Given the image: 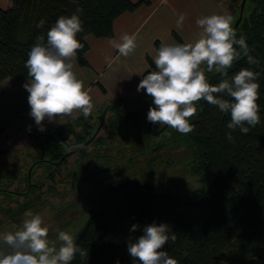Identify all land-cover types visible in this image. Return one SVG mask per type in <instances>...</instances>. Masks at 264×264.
Masks as SVG:
<instances>
[{"label":"trees","instance_id":"trees-1","mask_svg":"<svg viewBox=\"0 0 264 264\" xmlns=\"http://www.w3.org/2000/svg\"><path fill=\"white\" fill-rule=\"evenodd\" d=\"M241 1L229 0L232 26ZM10 3L9 8L0 9V82L9 78L27 81L25 63L37 35L43 34L46 39L57 18L70 16L77 5L83 9L80 17L83 30L77 34L83 47L75 59L80 67H88L84 57L88 48L85 37L111 38L113 22L121 14L132 13L148 4L146 0L137 3L129 0H10ZM42 19L45 24L38 28ZM236 33L237 38L241 35L246 38L249 54L259 60V66L249 65L247 58L241 56L228 70V78L242 68L261 73L257 101L260 123L246 135L237 129L232 132L234 139L229 141L226 134L230 131L227 128L230 113H223L218 106L201 100L190 121L194 130L187 135L170 127L156 135L145 130L147 141L151 142V137L160 138L158 143L150 145L151 151L172 147L188 152L192 168L200 175V187L185 195L171 191L158 193L147 184L129 180L105 185L100 190L98 210L90 215L75 238L80 247L88 249V258L82 259L77 254L71 264H117V261L139 264L129 255L127 241L143 235V227L153 222L167 223L177 235L176 241L167 242L161 251L168 252L178 264H264V0H246ZM150 71H156L154 64L144 75ZM206 76L212 85L224 79L215 71H206ZM145 98L149 100L144 108L154 106L147 93ZM122 103L108 105L107 113L113 115L108 119L110 128L134 131L144 128L147 112L130 111V115L125 116L129 108ZM101 113L36 136L32 141L36 159L30 178L35 168L43 166L47 168L45 178H52L57 167L68 158L59 165L54 163L73 149L67 138L75 140V147L86 142L95 132L98 124L94 127V123L100 120ZM78 127L82 128L83 135L75 131ZM103 141L96 137L91 143L101 146ZM25 183L28 186V181ZM33 187L30 183L28 194ZM7 191L0 193L13 195ZM30 207L20 205L19 210L26 211ZM133 224L139 225L134 233L130 231Z\"/></svg>","mask_w":264,"mask_h":264},{"label":"clouds","instance_id":"clouds-1","mask_svg":"<svg viewBox=\"0 0 264 264\" xmlns=\"http://www.w3.org/2000/svg\"><path fill=\"white\" fill-rule=\"evenodd\" d=\"M82 13L83 9L77 5L70 16H59L46 39L43 34L37 35L28 53L25 63L28 80L23 87L29 93L30 116L40 131L45 130L46 118L50 122L64 116L76 119L80 114L87 118L94 109L93 98L84 81L78 78L73 63L83 47L77 39L83 30ZM185 18L184 13L179 14L177 25H182ZM44 24L42 19L37 27L43 28ZM196 25L200 31L192 42L161 43L154 57L156 71L140 73L137 91L146 90L152 98L154 106L147 113L149 122L185 135L194 130L190 121L201 100L218 106L221 112L231 115L226 138L232 141V132L239 129L246 135L260 123L257 101L261 73L242 68L228 78V70L241 56L247 58L249 65L259 66V60L249 54L246 38L243 35L237 38L229 12L204 16ZM114 46L121 56L127 57L137 47V36L125 33ZM206 71H215L224 79L212 85ZM26 216L14 231L0 235V243L9 249L0 250V264H71L77 254L82 259L88 258V249L80 247L69 232L59 231L57 247L56 241L49 239V226L44 218L32 212ZM138 229L139 225L133 224L130 231ZM142 230L143 235L127 241L132 259L139 264H178L168 252L161 251L167 242L174 243L177 239L167 223L153 222Z\"/></svg>","mask_w":264,"mask_h":264},{"label":"rangeland","instance_id":"rangeland-1","mask_svg":"<svg viewBox=\"0 0 264 264\" xmlns=\"http://www.w3.org/2000/svg\"><path fill=\"white\" fill-rule=\"evenodd\" d=\"M146 100L148 102L149 98L123 102L122 105L128 107L127 113H130L144 108ZM111 117V112L106 114L96 136L103 138L104 144L95 146L90 143L84 151L72 154L64 164L57 167L55 175L49 180L45 178V166L35 168L32 177L28 179V170L36 159L35 146L22 143L18 146L21 149L6 153L3 152L5 139L0 138V190L25 194L18 197L0 193V197L7 202L16 201L14 204H0V211L10 221L9 231H14L22 224L27 218L26 213L40 214L49 226V239L56 241L59 247V231L69 232L75 240L90 215L98 210L100 190L111 182L129 180L147 184L158 193L171 191L185 195L200 187V175L192 168L188 152L172 147L151 151L150 145L158 143L160 138L151 137V142L147 141L145 130L150 135L158 133L162 129L159 124L152 123L148 131L149 121L146 119L144 128L139 131L131 128L113 130L108 122ZM75 131L84 134L81 127ZM19 132L12 131L7 136L13 138ZM26 132L28 134L31 129ZM67 141L69 146L76 148L72 137H68ZM25 181H28V186ZM41 182L42 186L34 190ZM29 183L34 187L28 194ZM26 204L31 207L20 212L19 205Z\"/></svg>","mask_w":264,"mask_h":264},{"label":"crops","instance_id":"crops-1","mask_svg":"<svg viewBox=\"0 0 264 264\" xmlns=\"http://www.w3.org/2000/svg\"><path fill=\"white\" fill-rule=\"evenodd\" d=\"M137 3L142 0H129ZM148 4L139 6L134 12L123 13L113 22V36L111 38L85 37L87 51L85 60L88 67H80L76 59L73 61L78 78L84 81L86 89L93 98L94 109L89 115H96L108 105L120 102H135L145 98L146 90L137 91L142 79L140 73H145L154 64V57L161 43L192 42L200 29L196 21L214 13L229 12V0H146ZM10 0H0V9H7ZM186 18L182 25H177L179 14ZM135 34L137 47L134 53L127 57L121 56L115 42L120 41L123 34ZM155 65V64H154ZM27 81L5 79L0 82V130L5 139L3 152L21 149L23 143L32 144L33 139L45 132H53L59 127L76 119L84 117L82 114L73 119L69 116L56 117L54 122L47 118L43 121L45 130H38L34 123L31 135L22 130L17 136L9 138L5 131L17 126L21 121L32 118L28 103L29 93L23 85ZM0 137V138H1ZM21 138V143L19 142ZM27 146V145H26ZM24 181V180H23ZM14 204L0 197V204ZM20 207V205H19ZM3 211H0V235L11 228L10 221ZM21 216H23L21 214ZM0 250L9 251L6 245L0 243Z\"/></svg>","mask_w":264,"mask_h":264},{"label":"water","instance_id":"water-1","mask_svg":"<svg viewBox=\"0 0 264 264\" xmlns=\"http://www.w3.org/2000/svg\"><path fill=\"white\" fill-rule=\"evenodd\" d=\"M245 3H246V0H242L241 3H240L238 17H237V19L235 20V22H234V24L232 26L235 30L237 29L238 25L241 22V19H242V16H243V10H244ZM108 109H109V107L106 106L104 108L103 112L101 113L100 121H99L98 126H97L95 132L93 133V135L86 142H84L83 144H81V145L77 146L76 148H74V149L70 150L69 152H67L61 158V160L59 162H57V163H54V165H59L63 160L67 159L72 154L78 152L79 150L84 149L85 147H87L96 138L97 134L99 133V131H100L102 125H103V122H104L105 116H106V114L108 112ZM145 110H147V109L146 108H142V109H139V110H134L132 113L137 114V113L143 112ZM129 115H130V113H127L125 116H129ZM151 124H152L151 122H148V126H147L148 131H150ZM166 127L167 126H164L162 129H160L159 132H162ZM32 168H33V166H31V168L28 170V179H30V175H31V172H32ZM29 186H30V183H29ZM0 191H3V190H0ZM7 192H9V191H7ZM10 193L13 194V195H15V196H18V197L19 196H22V195H25V194L16 193V192H10Z\"/></svg>","mask_w":264,"mask_h":264},{"label":"built area","instance_id":"built-area-1","mask_svg":"<svg viewBox=\"0 0 264 264\" xmlns=\"http://www.w3.org/2000/svg\"><path fill=\"white\" fill-rule=\"evenodd\" d=\"M35 121L34 119H26V120H23L21 121L18 126L15 127V129L13 128H10L9 130L5 131L4 133H10L12 131H16L18 132L19 130L22 131V130H28L29 129V126H30V129L33 128V125H34ZM3 133V132H2ZM1 133V134H2ZM1 134H0V137H1Z\"/></svg>","mask_w":264,"mask_h":264},{"label":"flooded vegetation","instance_id":"flooded-vegetation-1","mask_svg":"<svg viewBox=\"0 0 264 264\" xmlns=\"http://www.w3.org/2000/svg\"><path fill=\"white\" fill-rule=\"evenodd\" d=\"M145 108L147 109V110H145V112H147V113H148V111H149V108H150V107H145ZM122 117H125V116H122ZM163 127H164V126H162V128H163ZM166 128H167V127H166ZM166 128H165V129H166ZM153 135H156V133H155V134H153Z\"/></svg>","mask_w":264,"mask_h":264}]
</instances>
